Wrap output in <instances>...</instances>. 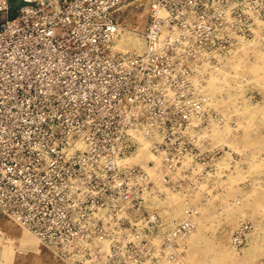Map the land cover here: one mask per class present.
<instances>
[{"label": "built area", "instance_id": "2783aa9c", "mask_svg": "<svg viewBox=\"0 0 264 264\" xmlns=\"http://www.w3.org/2000/svg\"><path fill=\"white\" fill-rule=\"evenodd\" d=\"M129 1L25 0L10 19L0 0V208L60 264H185L220 122L205 86L264 23V0H146L144 50L116 53ZM168 193L178 219L152 205Z\"/></svg>", "mask_w": 264, "mask_h": 264}, {"label": "rangeland", "instance_id": "374dc122", "mask_svg": "<svg viewBox=\"0 0 264 264\" xmlns=\"http://www.w3.org/2000/svg\"><path fill=\"white\" fill-rule=\"evenodd\" d=\"M114 17L120 30L112 45L132 37L142 52L146 0H130L118 7ZM4 19L1 16L0 22ZM223 64L222 78L217 75L205 86L220 122L202 133L207 141L204 150H212L214 156L207 162L209 175L191 197L196 230L187 239L184 263L264 264V23L258 24L252 38L241 40ZM139 141L142 147L134 160L137 163L150 158L146 143ZM152 205L165 220L178 219L184 213L174 193H168L164 200H153ZM240 226H246L244 237L242 244L234 247L232 234ZM0 264L60 262L0 208Z\"/></svg>", "mask_w": 264, "mask_h": 264}, {"label": "bare ground", "instance_id": "6f19581e", "mask_svg": "<svg viewBox=\"0 0 264 264\" xmlns=\"http://www.w3.org/2000/svg\"><path fill=\"white\" fill-rule=\"evenodd\" d=\"M128 36V35H127ZM122 39V38H121ZM241 41V40H240ZM113 44V43H112ZM239 46H240V42H239ZM238 46V47H239ZM237 47V48H238ZM112 49H113V51H122V52H126V51H134V52H136V53H141V50H142V47H141V45L138 43V41L136 40V39H134V38H132V37H126L125 38V40L124 41H122L121 40V42H120V44H114V45H112ZM233 55V54H232ZM231 55V56H232ZM230 56V57H231ZM228 63L230 62L229 60L227 61ZM225 70V65L224 64H222V68L220 69V71H224ZM222 73L220 72L219 74H218V78H222V75H221ZM216 77V76H215ZM214 76H211V77H209L208 78V80H207V82L209 83V81L210 80H212L213 78H215ZM141 138H139V140H140ZM142 140V139H141ZM139 151V150H138ZM137 151V152H138ZM146 151H147V147H146ZM136 155H137V153H136ZM136 155L133 157V159H131V161L132 162H134V163H137V162H135L134 160H135V158H136ZM147 155H148V152H147ZM149 156V155H148ZM25 230H27V229H25Z\"/></svg>", "mask_w": 264, "mask_h": 264}, {"label": "water", "instance_id": "95a60500", "mask_svg": "<svg viewBox=\"0 0 264 264\" xmlns=\"http://www.w3.org/2000/svg\"><path fill=\"white\" fill-rule=\"evenodd\" d=\"M8 3L10 5V10H9V18L13 19L15 15V11L22 6H25L27 2L25 0H8Z\"/></svg>", "mask_w": 264, "mask_h": 264}]
</instances>
